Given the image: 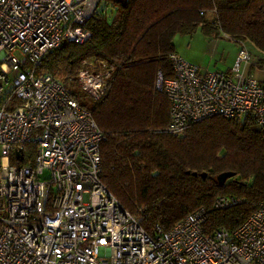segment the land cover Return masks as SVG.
Wrapping results in <instances>:
<instances>
[{
    "label": "built area",
    "instance_id": "2783aa9c",
    "mask_svg": "<svg viewBox=\"0 0 264 264\" xmlns=\"http://www.w3.org/2000/svg\"><path fill=\"white\" fill-rule=\"evenodd\" d=\"M99 4L0 0V264H264V202L232 232L206 234L199 208L149 233L143 216L102 183L104 133L57 77L38 71L63 41L89 38L84 24ZM169 61L172 76L156 83L169 101L165 132L182 135L214 115L250 116L264 127V79L247 72L244 43L227 70L202 68L176 51ZM80 64L77 86L101 101L112 66L98 58ZM240 201L219 196L214 207Z\"/></svg>",
    "mask_w": 264,
    "mask_h": 264
},
{
    "label": "trees",
    "instance_id": "16d2710c",
    "mask_svg": "<svg viewBox=\"0 0 264 264\" xmlns=\"http://www.w3.org/2000/svg\"><path fill=\"white\" fill-rule=\"evenodd\" d=\"M197 28L210 37L223 33L239 46L248 42L264 54V0H100L84 24L89 38L63 41L38 70L57 77L91 111L104 133L101 181L126 210L143 216L149 233L155 225L167 231L199 208L206 212V234L219 227L232 232L264 202V127L252 117L214 115L182 135L164 131L169 101L157 79L172 76L175 34ZM91 58L105 61L112 72L102 100L87 104L78 92L89 95L74 75L81 60ZM224 171L233 175L220 184L216 176ZM219 196L241 201L217 208Z\"/></svg>",
    "mask_w": 264,
    "mask_h": 264
},
{
    "label": "rangeland",
    "instance_id": "374dc122",
    "mask_svg": "<svg viewBox=\"0 0 264 264\" xmlns=\"http://www.w3.org/2000/svg\"><path fill=\"white\" fill-rule=\"evenodd\" d=\"M212 38H216V41L219 43L216 47L212 40H210L211 37L205 35L200 28H197L191 33L175 34L173 37V43L177 52L188 57L189 62L193 64L199 65L202 68H210L208 70H217L216 68L219 70H225L227 67L229 69L234 62L231 61L234 49L233 41L224 35ZM246 45L251 48L254 47L248 42H246ZM255 50L258 51L256 48ZM257 68L261 69L258 64H256L247 67L246 70L247 72H249V70L254 72ZM72 89L78 92L76 86H73ZM78 94L81 101L87 104L93 102L90 96H86L79 92Z\"/></svg>",
    "mask_w": 264,
    "mask_h": 264
},
{
    "label": "crops",
    "instance_id": "0c3cea01",
    "mask_svg": "<svg viewBox=\"0 0 264 264\" xmlns=\"http://www.w3.org/2000/svg\"><path fill=\"white\" fill-rule=\"evenodd\" d=\"M210 40H212V42H213V44H214V46L216 47V45H218L219 43L216 41V38H212L211 37V39ZM233 45H234V49H233V56H232V60L231 61H234V59H235V57H236V55H237V52H238V49H239V45L237 44V43H235V42H233ZM246 46V48H247V50H248V52L250 53V55H251V57H252V63L249 65V66H251V65H256V64H258V60H264V54H262V53H259L258 51H256L255 50V48L254 47H248L247 45H245ZM233 48V47H232ZM175 51L177 52V50L175 49ZM177 53H179L180 55H181V53L180 52H177ZM184 59H186V60H188L189 58L188 57H186L185 55H181ZM189 61V60H188ZM231 64V63H230ZM207 69H210V68H207ZM217 70H219L218 68H216ZM228 69V67L225 69V70H227ZM249 73H253L254 74V76L255 77H257V78H259V79H262V78H264V65H262V67H261V69H256V71H250L249 70ZM257 74V75H256ZM258 74H260V75H258Z\"/></svg>",
    "mask_w": 264,
    "mask_h": 264
},
{
    "label": "water",
    "instance_id": "95a60500",
    "mask_svg": "<svg viewBox=\"0 0 264 264\" xmlns=\"http://www.w3.org/2000/svg\"><path fill=\"white\" fill-rule=\"evenodd\" d=\"M16 156L19 157L21 159V153L20 151H17L16 152ZM195 174V173H194ZM203 176H205V173H202ZM233 175V172H230V171H224V172H221L219 173L217 176H216V179L217 181L220 183V184H223L224 181L231 177Z\"/></svg>",
    "mask_w": 264,
    "mask_h": 264
}]
</instances>
